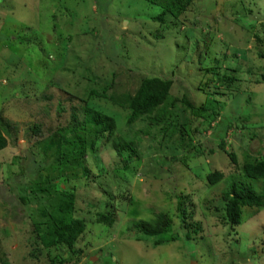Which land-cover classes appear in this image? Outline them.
Wrapping results in <instances>:
<instances>
[{"label":"rangeland","instance_id":"obj_1","mask_svg":"<svg viewBox=\"0 0 264 264\" xmlns=\"http://www.w3.org/2000/svg\"><path fill=\"white\" fill-rule=\"evenodd\" d=\"M160 12L145 0H0V264H264V209H243L230 230L221 197L247 158L264 159V0H195L163 24ZM144 78L172 83L161 125L127 124L126 97ZM85 107L115 124L87 148L88 177L43 149L71 137L65 128L82 134ZM214 171L224 178L210 186ZM65 194L84 232L73 250L35 258L33 236ZM156 213L171 218L174 241L155 245L135 227Z\"/></svg>","mask_w":264,"mask_h":264},{"label":"trees","instance_id":"obj_2","mask_svg":"<svg viewBox=\"0 0 264 264\" xmlns=\"http://www.w3.org/2000/svg\"><path fill=\"white\" fill-rule=\"evenodd\" d=\"M151 4L161 8L160 14L155 18L156 21L163 24L167 16L178 19L183 15L187 8L195 0H145ZM219 80V79H218ZM220 81L227 85L232 83V76H222ZM172 83L163 81L158 78H144L133 96L126 97V104L130 111L127 118V124H133L142 117H147L148 122L152 126L163 124L170 116L169 106L175 104V99L170 100L169 91ZM185 106L191 110L193 114H199L201 111H207L203 106L194 107L186 98H183ZM86 118L76 128L82 131V134H75L73 127L63 129L72 133L71 137L65 138L63 135L59 139H55L56 134L52 139L45 141L44 152L48 153L54 148V161H57V167L60 171L67 170H82L83 175L88 177L89 170L84 166L83 158L86 155L88 147H93L94 141L104 137L112 136L115 129L114 120L106 115L84 108ZM204 119L215 117L212 114L197 115ZM1 121V120H0ZM59 132V133H62ZM90 133L93 137L92 143L87 146L84 138L85 133ZM57 133V132H56ZM123 142L119 140V146H123ZM7 146V141L0 131V151ZM114 146V145H113ZM221 149L224 148L220 145ZM117 150V155L122 156L121 150ZM256 157L247 158L242 165V174L244 180H226L225 189L222 192V200L224 202V225L229 226L230 230L242 223L243 209H264V159H261L262 151L257 152ZM231 160L235 162L234 156L230 154ZM61 165L63 167H61ZM224 176L218 171L211 172L207 175L206 180L208 185L214 186L223 180ZM251 181H262L263 190L257 193L251 185ZM65 202L60 203L53 212L46 214L48 220V229L45 234L38 236L36 233L33 236L32 256L38 257L43 255L51 247L57 248L63 245L70 250H73L79 236L84 232V223L80 220L72 218L74 210L75 198L71 194H65ZM184 219L185 212L180 213ZM98 223L111 225V221L103 214H98L96 217ZM172 220L164 213H156L149 221L139 220L135 223V227L145 237L153 239L155 245L171 242L175 240L171 233ZM36 232V230L34 231ZM171 233L170 238H164L165 234ZM167 235V236H168ZM189 239V235L185 236ZM53 261L51 262V264Z\"/></svg>","mask_w":264,"mask_h":264}]
</instances>
